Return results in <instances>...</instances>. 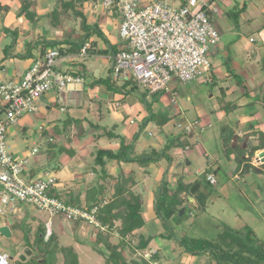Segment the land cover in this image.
<instances>
[{"label":"crops","instance_id":"0c3cea01","mask_svg":"<svg viewBox=\"0 0 264 264\" xmlns=\"http://www.w3.org/2000/svg\"><path fill=\"white\" fill-rule=\"evenodd\" d=\"M33 1L36 3L35 10L38 15H44L51 10L52 0ZM0 2L3 4H7L10 8L9 13L2 14L0 16V30L1 27H6L8 29L14 27L15 30H20L22 33L28 35V38L23 41V48H21L22 50L24 49V51H27L23 52L22 54H30L28 52V45L30 43V49L35 48L33 44L35 45L39 41H36L37 37H44V39H49L51 37H49L46 33V29H48L49 27H44L43 25L45 24V20H42L41 23H38V25L34 27L24 17L15 16L19 8V2L17 0H0ZM221 3L224 6V11H222V7L216 4L219 8V14L214 18L216 28H220L218 29L220 36L224 31L229 32L236 30L234 23L229 18V16H227V11H230L232 9H239L244 5V3L247 2H244V0L241 3L239 2V0H233L232 2L230 0H223ZM248 10H250V12H248ZM84 13L86 14V16H88L89 14H96V12L90 13L89 10H85ZM103 13H106L108 15L107 19L111 18V22L108 20V24L101 25L100 28L108 32L107 37L105 36L106 42L100 37L95 36L91 37L87 42L90 43V46L91 44H95L96 49L106 50L108 41V43H110L112 47H115V50L118 52L119 48L123 45V42L118 37V17L116 19L114 18L116 17L114 16V12L112 14L108 12ZM251 13L252 16H250ZM95 16L96 15H94V17ZM263 19L264 0H254L252 4H249L248 6L246 5L242 10L239 18L238 29H241L240 24L243 23V28L248 27L258 31V33L260 32L259 40L256 36H252L249 38L246 46L244 45L243 50L242 48H240L239 50L240 54H244L248 58L247 61L249 64L246 68H243V62L239 63L242 59L240 54L234 53V58H232L234 59V64L232 63V59L228 61V67L232 69L233 73H236L243 80V82L237 83L236 81L234 83L235 78L233 77V73H229L227 68H224L226 70L225 73L227 79L225 80V82L227 86L224 84L220 86L222 91L219 90L217 86L214 87L216 84L215 82H217V78H214V74L212 71L208 79L210 81L207 82V84L213 85L212 87L214 88L212 89H215L216 92H213L214 90L212 91L211 89L209 93L207 92L205 95H203L202 92L198 90V88L195 89V85H189L191 89L197 93L200 102H205L206 110L204 108V114H199L198 122L195 124V121L193 122L192 120H190L187 114L184 113L182 109L177 108L176 112L180 115V121L181 123L185 124L183 126L179 124L180 126L178 125L179 127L177 128H182L183 130L184 128L189 127V125L191 126L190 131H182L186 133L185 137L188 138V141H183L184 143H188V145L185 146L184 149H173L169 153L170 160L167 161L163 158V156H161V160H159V162L150 163L146 167H142L136 162L121 164L117 161H106L105 169L108 171L110 176H114V173L117 172H122L124 175H129L130 172H134L135 174H141L143 172L149 173V177L145 176L146 178L144 177L142 184L138 183L135 186L137 187L138 191L136 192L134 190V187L133 192L136 194H141L143 196L144 202L142 208L145 220L147 222V225L145 226L143 231H148L155 236L154 239L150 242V244L152 245L155 243V250L153 251V253L156 250H159L164 256L167 257V264H205L203 263V260H200L198 257H192L186 253H182L180 247L177 244H174L171 241L160 237V235H163L165 237L168 234L163 229L161 221L157 218V215L153 210L155 195L158 192L160 183L163 182L166 183L168 187L175 188V184L179 176H183V179L186 183L192 182V180H189L191 177L186 178L185 176L186 173L189 172V169L186 168L183 169L182 172H180V169H182V166L184 165L180 161H174L175 157H183L184 159H186L189 157V155L192 154V152L195 151H197L199 155L204 156L207 159L208 168L210 169L207 176L212 175L215 178V184L213 185H211L205 178V181L211 187L218 186L215 169L223 172L228 177L230 176L231 179H234L235 181L246 180V178L250 175H246L243 179H240L239 175H241L242 169H237L236 167L237 163L235 160V154L231 155L229 159H227V156L224 155L227 163L236 164L232 166V172L234 173L222 171L223 166H221V159L224 156L219 155V147L217 144L216 146H212L213 141L216 138V131L212 130L211 132L210 129H213L215 124H220L219 128H223L226 125V117L228 115H225V113H223V110L222 108H220L221 106H219V103L214 102L212 106L210 104H207V99L213 101L215 100V98H217V94H222V92L226 97L233 91H240V93L242 92V97H236V101L234 103L235 109L233 110L234 112H238L239 118L233 117L234 115H232L231 117L233 124L235 125H232V127H235H233L235 131L233 132L234 136L231 140V145L233 147H241V149H245L247 147V143L255 138L253 134H249V132L248 134H246L242 129V126H244L246 123H249V125H252L253 127H255V129H258L256 128L257 124L251 123V120L257 122L258 125L261 126L260 130L258 129V131L264 133V122H260L261 120H264V112L259 110V108L261 107V102H259V99L257 98V96L259 97V94H262L261 92H263L264 95V75L260 76L259 74H257V72H255L256 66L260 65V63L264 61ZM106 26H108V28H106ZM79 35H83V32H80ZM250 39L253 40L251 41ZM58 40L61 39L58 38ZM220 42L221 40L219 41V44ZM219 44L211 50L212 57V53L214 50L216 53H219ZM37 47L39 49L37 51L38 56L41 52L40 46ZM62 47L64 49H67L69 46L63 45ZM13 54L18 55L17 57H20L19 54L12 52L11 55ZM113 55L114 54L111 52L106 56L90 55L86 53L84 56L80 57V52L71 54V56H76V58L72 59L71 61H64L62 63V66L73 69L72 75L74 77L81 78L82 82L68 85L63 93L52 91L43 97L41 103H43L45 110L49 111V114H51L54 119L53 123L51 124L52 129L50 134L52 136L50 138L53 139V142H58V147H63L64 149L61 154L57 155L55 161L51 160L52 155L50 153V148L48 149L49 151H46V155H43V159L39 160L38 158H36V161L32 157L31 153H23L17 146L12 148L17 159L28 160L27 172L29 173V176L31 178H41L44 175L54 177L56 179V187H59L58 194L62 195V197L67 202H69L72 197L74 200H76L74 204L76 206L85 205L86 193L91 189L98 188L101 183V181L97 179L100 168L95 166L94 162L97 151H99L100 149H111L114 152H117L119 150L120 139L111 140V138H108L103 134L105 132H111L115 135H119V137H122L127 141H130L132 139V134L135 133L134 131L137 132L140 124L148 118L149 114L146 105L143 106L135 100L132 101V99H130L129 101L126 100L128 96H124V94L122 93L123 81L112 82L110 80L109 74L112 71ZM214 59H216V57ZM6 61L7 63H12L11 60H8V58L5 60V62ZM32 61H25L26 65L20 70L16 68L12 70L5 64V68L0 70V79L21 78L24 71L30 66V64H32ZM220 63H223V65H225L223 60H221ZM229 84L231 86H229ZM128 87L129 86H127L126 88ZM126 91L128 92L130 90H125V92ZM246 92H248L249 98L244 96ZM255 99H258V103ZM44 102H46V104H44ZM160 103L161 101L152 104L150 108L151 112L156 113L159 109L165 108L163 104L161 105ZM242 112H246V114H242ZM243 119H245L246 121H242ZM75 122L82 123L80 129L76 128ZM66 123L68 124L67 127L65 126ZM194 124L198 127L196 128ZM169 126L170 122H168V124L163 127L164 133L170 134L169 132L173 126ZM248 126L245 129H247ZM144 130V139L140 142V145L136 144L134 148L133 158L146 153L148 148L154 149L156 151L161 150L163 146L168 143L165 138L160 137L156 134L155 126L148 125ZM245 135L247 136L242 143V140L240 139ZM194 137H196V146L192 147L191 141L194 140ZM256 140L253 141L252 146L257 145ZM262 152H264V150L255 152V158H253L251 162L254 167L260 166L257 165L259 164L257 162V159L259 154ZM243 157H245V159L248 158L247 155ZM41 162L43 163L42 165H40ZM46 164L49 165L47 166L48 168L46 170H42V174H40V171H38L37 169L44 168ZM187 165L191 166V162L189 160H187ZM213 169L215 170L214 172ZM232 174L234 175L232 176ZM251 185L252 186H246L248 190L247 194L254 196L257 205H259L258 213L264 216V176L255 175L254 184ZM200 192L205 194L204 191H202V187L200 189ZM180 197L182 198V203L179 209V213L180 210H183V214L186 212V210L183 209V206L186 205V209L189 211V216H192V210H195L196 207H198V198L194 195H188L186 193L181 194ZM220 197L221 194L219 195V198ZM206 200L208 201L209 197L206 198ZM144 204L148 207L147 211L144 210ZM27 214L28 213L26 212L25 216H27ZM152 223L155 226L154 230L149 227V225ZM175 224L176 223L174 218L171 217L168 220V225L171 226L174 237L177 236L179 238H182V236L188 234L191 231L192 227H189L190 224L187 219L180 225L176 226ZM78 226L80 227V225L75 223L74 226H71V229L68 230L69 233L71 232L72 235L76 237L75 243H78L77 239L82 238V234H80ZM49 227L50 224L48 228ZM51 235L53 234L51 233ZM159 239H162V245L158 244Z\"/></svg>","mask_w":264,"mask_h":264},{"label":"rangeland","instance_id":"374dc122","mask_svg":"<svg viewBox=\"0 0 264 264\" xmlns=\"http://www.w3.org/2000/svg\"><path fill=\"white\" fill-rule=\"evenodd\" d=\"M171 1V0H169ZM223 0H216L215 4L218 6L222 7V11H224V6L222 5ZM231 2L233 0H230ZM243 0H239L241 3ZM254 0H244V2H247V6L249 4H252ZM94 6L89 7V10L93 9ZM97 10V9H96ZM10 11V10H9ZM98 14H92L88 15L87 24L88 26H91V24H97L99 28H101V25H106L108 24V20L111 22V18L107 19V14L103 12H99V10L96 11ZM250 12V10H248ZM9 13V12H8ZM100 13V14H99ZM103 15H102V14ZM7 14V13H6ZM17 15V12H16ZM15 15V16H16ZM86 15V14H85ZM94 15H96L94 17ZM255 15V14H253ZM252 16V13L251 15ZM242 17V16H241ZM115 19L117 17H114ZM113 19V18H112ZM45 20V19H44ZM65 23L61 28H53L47 20H45L44 27H49L46 29V33L50 38H56L58 40L61 39L63 40L64 38H67L69 36H72V39H76L75 41H78L77 39L80 38L81 35L80 32H82L81 28V19L80 18H75L74 16L72 17L71 15H67L64 17ZM264 22V19L262 20ZM241 23V22H240ZM220 24V23H219ZM241 29H237V31H224L222 32L220 36V51L219 53H216L215 50L213 51L212 56H210V60L212 63V68L209 69L207 72L202 73V75L195 79V81L189 83V84H182L176 80H174L172 83H170L169 88H173V90H170L164 94V97L160 99L161 105L163 106L170 117V126L172 129L170 130V134L173 136H176L177 134L181 135V144L183 147H179L176 149H184V146H187L188 143H184L183 141H188V138L184 136L182 128H177L180 125H185L181 123L180 121V115L177 114L176 110L182 109L184 113L187 114L190 120L193 122L195 121V124L198 122L199 114L203 113V109L205 108V102H200L197 93L191 89L189 85H195V89L198 88L199 91L202 92L203 95H205L207 92L209 93L210 90L214 87L217 86L218 89H220V86L223 84L226 85L225 80L226 78V68L223 63H220L221 60L223 61H229L230 59L234 58V53L240 54L239 50L242 48L244 45L248 43V40L252 36H256L258 40L260 39L259 33L256 30H253L251 28H246L242 27L243 23L240 24ZM95 30V27H93ZM108 28V26H106ZM3 29H6V27H1V32H0V63L2 62V58L4 57V49L8 50L7 58L8 60H11L12 63H7V61H4V65L8 66V68L13 69H21L26 65L25 61H32L37 59V51L39 50L37 46H39V41L40 39H44V37H37L36 41L39 40L35 45L33 46L35 48L30 49L28 47V52L30 54L25 55L22 54L23 52H26V48L22 50L23 48V41L28 38L27 34L22 33L20 30H16L17 32L12 35V34H4ZM218 29H220L218 27ZM11 31H14L15 28L12 27L10 29ZM94 30L89 31L91 33V37H100L97 32H94ZM103 36L107 37L108 32L106 30L100 29ZM258 30V29H257ZM49 31V32H47ZM74 31V33H73ZM107 32V33H106ZM24 34V35H23ZM72 34V35H71ZM116 34V32H115ZM78 37V38H77ZM90 37V38H91ZM16 38V39H15ZM101 38V37H100ZM81 39V38H80ZM102 39V38H101ZM103 40V39H102ZM246 41V42H245ZM41 42V41H40ZM12 47L11 49H9ZM33 51V53H32ZM16 53L19 54L20 57H17L18 55H11V53ZM22 54V55H21ZM241 55V60L239 63L243 62V68H246L248 66V61L247 57L244 54ZM216 57V59H214ZM236 61V59H235ZM232 63L234 64V59H232ZM236 63V62H235ZM8 64V65H7ZM249 70V69H248ZM211 71L214 74V78H217V82H215V86L212 87L213 85L207 84L209 82V76ZM255 72L257 74L264 75V61L260 63V65L256 66ZM221 78H220V77ZM130 82H129V87L122 89V93H124V96H128L126 100L132 99V101H137L139 104L145 106V102L143 101V96L145 97L146 101L149 102V104H154L153 102V97L148 95L145 90L137 84V82L133 79L132 76H130ZM208 77V78H207ZM220 79H219V78ZM234 83L237 81L238 82H243L238 81L239 79L234 77ZM233 83V84H234ZM132 86H137V90L135 91H126L125 90H131ZM227 86V85H226ZM229 86H231L229 84ZM214 90V91H213ZM213 92H216L215 89H212ZM238 93V94H237ZM262 94H259V102H261V98L263 97V92ZM48 94V93H47ZM145 94V95H144ZM242 92H232L230 95L223 96L222 94L218 93L217 98L215 100L210 101L207 99V104H210L213 106V103H219L220 108H222L223 113L225 115H228L226 117V125L223 128H219L220 124H215L213 129H210L211 132L216 131V138L213 141L212 146H216V144L219 147L218 153L219 155L224 156V133L228 135H231L235 131V125L233 124V121L231 119L232 115L233 117H238L239 114L238 112H234L233 110L235 107L231 108L230 105L227 103H235L236 97H242L241 96ZM256 98V97H254ZM165 100V102H164ZM256 102L258 103V100L256 99ZM46 104V102H44ZM260 105V104H259ZM258 105V106H259ZM206 110V108H205ZM259 110L263 111L261 107ZM264 112V111H263ZM248 113V112H247ZM206 114V113H205ZM242 114H246V112H242ZM224 115V114H223ZM228 118V119H227ZM53 117L51 114H49V111H46L44 108L43 103L40 104V111L36 115H30V116H25L22 118V120L15 126L11 127L8 129V145L11 148L18 147L23 153L28 152L31 153L32 149L34 146L39 148V152L36 154V156H32L34 160L36 161V158L39 160L44 158V154L46 155V151L50 148L55 150L58 149L57 146V141H54L52 143H48L49 137L52 135L51 133V124L53 123ZM232 121V122H231ZM242 121H246L243 119ZM249 121V120H248ZM247 121V122H248ZM214 122V121H213ZM251 123H256L257 122L251 120ZM261 123L264 122V120L260 121ZM191 123V122H188ZM187 123V124H188ZM180 124V125H179ZM194 124V125H195ZM255 124V125H256ZM151 125V124H150ZM179 125V126H178ZM232 125H234L232 127ZM249 123H246L244 126H242L243 132L248 134H255V138L251 141H249V144L252 145L253 141L257 139L260 136L258 134V129L260 130V127L256 125L255 127L247 128L245 129ZM190 126V125H189ZM196 128L198 127L195 125ZM194 126V127H195ZM249 127V126H248ZM156 128V127H155ZM42 129V130H41ZM134 131L135 133L132 134L133 141L129 142L126 140L125 144L126 145H132L133 148H135L136 144L140 145V142L144 139L145 136V130L143 129L140 134L137 135L138 133ZM208 132V131H207ZM175 133V134H174ZM209 133V132H208ZM260 133V132H259ZM156 134L159 135L160 137L165 138L162 136V134L159 133L158 129L156 128ZM196 137H194V140L191 141L192 147L196 146ZM233 138V137H232ZM135 139V140H134ZM244 141V140H243ZM242 141V143H243ZM260 138L256 140V143H260ZM255 143V144H256ZM149 149H147V155L149 154ZM197 150V149H196ZM49 151V150H48ZM52 155V153H51ZM130 155V154H129ZM144 156V158H148V156ZM218 155V156H219ZM161 158V157H160ZM243 158V157H242ZM255 158V156L253 157ZM252 158V160H253ZM165 160L168 161V158H164ZM51 160L55 161L54 158H51ZM161 160V159H160ZM187 160L191 162V166L187 165ZM222 171H227V172H232V166L236 165L235 163H227L225 156L222 157ZM251 160V161H252ZM258 163L257 165H263L261 163V159H257ZM174 161L176 162H182L184 166H182V169H180V172H182L183 169L188 168L189 172L186 173V178L191 177L189 180L192 182L194 181H201L203 172L209 171L210 169L208 168V163L207 159L199 155L197 151L192 152L191 155H189L188 158L184 159L183 157H175ZM255 163V162H254ZM43 163L41 162L40 165ZM49 164V161H48ZM48 164L45 165L44 168L37 169L40 171V174H42V170H46L49 166ZM51 164V163H50ZM170 164V163H169ZM168 164V165H169ZM44 166V165H43ZM42 166V167H43ZM186 166V167H185ZM189 166V167H188ZM60 168V167H59ZM112 170V169H111ZM216 170V178L218 181V186L211 187L206 184V182L201 185L202 191L206 194V198L209 197V200H205V208L200 209L196 207V209L192 210V216H189V211L186 209V205L183 206V209L186 210L185 212V217L189 222V227L191 226V231L187 234L188 236L195 237V238H202V239H214L216 238L219 234H221L222 230L225 227H229L234 230H241L243 227L248 226L254 232L256 233V238L260 242L262 241L264 243V216L258 213L259 211V205L256 203V199L254 198L253 195H248L247 192V187L246 186H252L251 184H254V174L250 173V175L246 178V180L242 181H235L234 179L232 180L231 177L226 176L223 172ZM213 169V172L215 171ZM113 171V170H112ZM236 172V170H235ZM122 173V172H121ZM234 173V172H232ZM115 175L113 176L114 179L111 180V191L113 188V185L116 183V178L120 175V173H114ZM123 174V173H122ZM137 176H141V174H136ZM234 174H232L233 176ZM240 179L244 178V175H239ZM137 177V180L139 183L142 184L143 179ZM146 178V177H145ZM98 179V177H97ZM245 181V183H244ZM56 189V195L59 193V187H55ZM136 192L137 187L134 189ZM221 194V197L219 198V195ZM111 199V193L110 195H107L106 199H104V202L107 203L108 200ZM186 204V203H185ZM182 209V208H181ZM27 216L23 215L21 216L22 218H19L18 215H15L11 217L12 219V224L1 221L0 226H7L10 230L11 236L9 238L4 237L0 235V252H9L10 256L12 257V260L10 261V264H38L41 263L39 262L38 256L40 255V251L44 248L43 246L36 247L34 240L36 239V234L39 228L42 229L43 231V236H46V233L48 231L47 228V223L50 224L49 231L55 235L56 241L54 244L57 245V247H67L71 248L72 251L77 255L78 258V264H105V259L108 256L109 252H106L104 250V254H101L99 250H103L101 246H97V244L94 243L96 234L97 232L93 230L92 227L83 225V226H78V230L80 234H82V238L77 239L78 243H75L76 237L72 235V233H69V229H71V226H74L75 223L65 221L63 222L58 216H49L45 212H41L37 209H34L32 207H27ZM144 210H148V207L144 204ZM154 210V208H153ZM191 211V210H190ZM257 211V212H256ZM192 224V225H191ZM118 225V223H116ZM177 226V224H175ZM104 229L99 232H107L108 228L104 226ZM153 230L155 229V226L152 224L149 225ZM163 229L166 231V227L163 226ZM168 229H170V226H168ZM28 233V240L30 241V249L32 251V254L30 256L26 257L25 261L20 260L21 255L24 254V250L26 249V243L22 245L26 241L24 240V235L26 232ZM78 238V237H77ZM118 237L114 235L112 237V242H117ZM162 239H159L158 244H163L161 241ZM176 241L181 240L179 237H175ZM22 242V243H21ZM136 241L133 243L135 244ZM132 243V244H133ZM155 244V243H154ZM150 244L149 245V250L140 252V254L143 257H146L147 259L149 258L150 255H152L153 251L155 250V245ZM129 245L126 246L124 256L127 261H130L131 259H138L139 256H135L131 254L130 252V247L128 248ZM29 249V248H28ZM200 260H203V263L205 264H215L211 258H209L207 255H201L198 257ZM41 261V260H40ZM63 263V257L61 254L56 255V264H62ZM163 264V263H162ZM167 264V263H164Z\"/></svg>","mask_w":264,"mask_h":264},{"label":"built area","instance_id":"2783aa9c","mask_svg":"<svg viewBox=\"0 0 264 264\" xmlns=\"http://www.w3.org/2000/svg\"><path fill=\"white\" fill-rule=\"evenodd\" d=\"M215 1L99 0L93 9H87L90 13L99 10L118 15V37L123 45L112 57L110 80H130L132 76L151 96L173 90L169 85L174 80L189 84L205 74L212 68L211 50L220 41L219 31L207 14L213 18L219 14ZM89 48L86 42L80 57ZM75 58L49 49L32 61L21 78L0 79V222L12 224L11 217L22 218L29 206L51 217L58 216L63 222L92 227L97 233L104 229L97 217L99 207L70 205L62 195H56L54 177L31 178L28 160L17 159L8 145V129L23 117L38 114L41 98L52 91L63 93L68 85L82 82L72 75L73 69L62 66L64 61ZM183 130L190 131L191 126ZM52 142L49 137L48 143ZM38 152L39 148L34 147L31 155ZM206 179L215 184L212 175ZM4 227L7 226L0 229ZM50 237L48 228L44 242ZM11 260L9 252H0V264H10Z\"/></svg>","mask_w":264,"mask_h":264},{"label":"trees","instance_id":"16d2710c","mask_svg":"<svg viewBox=\"0 0 264 264\" xmlns=\"http://www.w3.org/2000/svg\"><path fill=\"white\" fill-rule=\"evenodd\" d=\"M17 1L19 2V8L16 16L24 17L34 27L45 19L53 28H61L65 23L64 17L67 15L81 19V28L83 32V35L80 36L81 39L77 37L78 41H75L76 39H72V34V36L64 38L63 40H57L56 38L41 39L39 46L42 54L49 49H58L61 56L65 54L79 53L83 45L90 39L91 33L89 31L94 30L93 27H95L94 32H97L106 42V39L97 24H91V26L87 25L89 24L87 22L88 18L84 13L85 10L89 9V7L97 5L99 0H52L51 10L44 15L37 14L35 10L36 3L33 0ZM246 4L247 3H244V5L239 9L227 11V16H229L234 23L236 30L239 28V18ZM9 10L10 8L7 4L0 2V16L8 13ZM207 14L210 20L214 21L212 15L208 12ZM114 16L118 17L117 13H115ZM16 32V30L11 31L8 28L3 29L4 34L14 35ZM63 45H68L69 47L67 49H63ZM29 46L30 43L28 47ZM11 48L12 47L9 49ZM110 52L113 54L117 53L115 47H112L108 41L106 50L96 49L95 44H91L90 48L87 50V54L98 56H106ZM4 54L2 62L0 63V70L5 68L4 61L7 59V49H4ZM228 63L229 62L226 60L224 61L228 72L233 73V70L228 67ZM233 75V77L239 79L238 81H241V78L236 73H233ZM129 82V80H123V89L129 86ZM135 90H137V86H132L130 91ZM219 90L222 91L221 87ZM222 95L224 96L225 94L222 92ZM163 96V92L151 95V97H153V102L155 103L159 102ZM244 96L249 98L248 92H246ZM142 99L145 102L149 114L148 118L140 124L137 135L140 134L146 126L151 124L158 129L159 133L165 137L168 143L164 145L161 150L156 151L154 149H149L148 155L146 152L136 158H133L134 148L132 145H126V140L124 138L111 132H105L103 134L106 137L111 138V140L120 139V147L117 152H114L111 149H100L97 151L94 162L95 166L100 168L97 176L101 183L98 188L91 189L86 193V203L84 207L87 209L94 206L99 207L97 215L98 220L102 223V225L108 228L107 232H98L94 241L97 246L102 247L103 250H99L101 254H104V250L109 252L105 259V264H162L167 263L168 260L167 257L159 250L152 253L148 259L140 254V252L149 250L150 242L155 236L148 231H143L147 225L142 208L144 202L143 196L133 192V188L139 183L137 180V177L139 176H137L134 172H130L129 175L120 173V175L116 178V183L113 185L111 191L110 181L114 179V177L112 175L110 176L108 171L105 169L106 161H117L121 164L136 162L142 167H146L150 163L159 162L161 156L170 160L169 153L173 149L183 147L181 144V135L177 134L176 136H173L172 134L164 133L163 127L170 122L168 112L165 109H159L156 113H153L150 110L152 104H149L144 96ZM260 101L261 109L264 111V95ZM227 104L230 105L231 108L235 106L230 102ZM75 123L76 128L80 129L82 123ZM67 125L68 124L66 123L65 126L67 127ZM252 127V125H249L248 128L251 129ZM183 134L186 136V133L183 132ZM258 134H260L258 137V139L260 138L261 140L260 143L256 146H252L248 142L245 149H241V147H233L231 145L234 133L228 136L226 133L223 134V144L225 146L224 155L227 156V159H229L231 155L235 154V160L237 163L236 167L237 169H242L241 175L246 176L252 172L254 175L264 176V164L259 167H254L251 164V160L254 157L255 152L264 150V133L258 132ZM246 136L247 135L243 136L240 140L243 141ZM130 141L132 142L133 138ZM50 151V153H52L51 158L56 160L57 155L61 154L64 149L63 147H58L55 152L53 149ZM146 155L148 158H144ZM246 155L248 158L243 160L242 157ZM208 173L209 171L204 172L201 181H194L191 183H186L183 176H179L175 184V188L168 187L166 183H160L158 192L156 193L154 199V212L157 215V218L161 221L162 225L167 228L166 232L168 233L165 237L163 235H160V237L177 244L182 253H186L192 257L207 255L215 264H264V243L257 240L255 232L248 226L243 227L241 230H234L229 227H225L221 234L214 239L195 238L185 234L179 241L175 240L171 226L170 229H168V220L171 217L174 218L177 225H180L186 220L185 213L181 216L179 215V209L182 203V198L180 197L181 194L186 193L188 195L196 196L199 201L198 208H205L206 195L201 193L200 189L203 182H206L205 178ZM145 176L149 177V173L143 172L139 178L142 180ZM206 184L208 185L207 182ZM110 193L111 199L103 205L104 199H106L107 195ZM75 202L76 200L71 197L69 204L76 206L74 205ZM116 223H118V225H116ZM28 233L29 232L27 231L24 235V240L26 239V241L23 244L26 243V248L30 249L31 244L28 240ZM114 235L118 237V240L113 243L112 237ZM55 241V236L51 235L49 241L44 242L43 231L41 228L38 229L34 242L36 247H39L40 245L44 247L38 256L39 261L41 260L42 262L38 264H56L57 254L62 255V264H78L77 255L72 251V249L60 246L57 247V245L54 244ZM134 241H136L135 244L133 243ZM127 245H129L128 248L130 247L131 254L139 256L138 259H131L130 261L126 260L124 252Z\"/></svg>","mask_w":264,"mask_h":264},{"label":"water","instance_id":"95a60500","mask_svg":"<svg viewBox=\"0 0 264 264\" xmlns=\"http://www.w3.org/2000/svg\"><path fill=\"white\" fill-rule=\"evenodd\" d=\"M42 100H43V98H41V101ZM258 158L261 159V163H264V152L260 153L259 156H258ZM243 159H245V157H243ZM182 214H183V210H180L179 215L181 216ZM0 233L3 236L7 237V238H9L11 236L10 231H9V229L7 227L1 228L0 229ZM31 254H32V251L30 249L26 248L24 250V254L21 255V257H20V260L25 261L26 260V257L27 256H30Z\"/></svg>","mask_w":264,"mask_h":264}]
</instances>
